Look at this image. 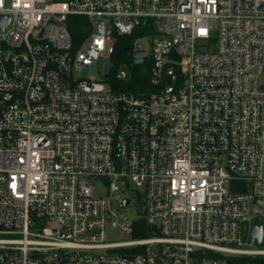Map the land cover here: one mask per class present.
Listing matches in <instances>:
<instances>
[{"label": "built area", "instance_id": "2783aa9c", "mask_svg": "<svg viewBox=\"0 0 264 264\" xmlns=\"http://www.w3.org/2000/svg\"><path fill=\"white\" fill-rule=\"evenodd\" d=\"M73 16L90 25L79 47ZM147 25L132 59L152 61L156 92L75 78ZM126 199L153 235L111 243ZM256 220L264 0H0V264H239L264 258Z\"/></svg>", "mask_w": 264, "mask_h": 264}, {"label": "trees", "instance_id": "16d2710c", "mask_svg": "<svg viewBox=\"0 0 264 264\" xmlns=\"http://www.w3.org/2000/svg\"><path fill=\"white\" fill-rule=\"evenodd\" d=\"M86 21V18L82 16H73L69 19V28L74 40L77 34L80 33L81 24H84ZM150 35H155L154 25L137 27L130 35L120 36L115 34L114 49L111 55L113 66L107 79L113 93L134 94L138 96L149 95L158 90L151 83L152 61L149 60L142 66H136L133 65L132 59L135 42L140 38ZM123 66L128 67L131 71L129 79L118 78V73ZM132 230L134 239L148 238L153 235L152 230L142 219L134 222ZM240 261L239 264H264V258H243Z\"/></svg>", "mask_w": 264, "mask_h": 264}, {"label": "rangeland", "instance_id": "374dc122", "mask_svg": "<svg viewBox=\"0 0 264 264\" xmlns=\"http://www.w3.org/2000/svg\"><path fill=\"white\" fill-rule=\"evenodd\" d=\"M88 27L90 28L88 21H86L84 24H81L80 33L77 34L76 39L74 40L75 47H79L81 45L82 41L86 37L85 31ZM138 45L147 49L149 47V41L145 39L141 40L138 42ZM112 66L111 57L100 58L96 61L92 69H82V71L74 73V76L75 78L89 79L92 75L96 79H100L101 77L108 76L111 73ZM121 73L125 79H129L131 76V71L129 68H122ZM97 185L99 187V192L102 193L103 188L99 183H97ZM119 196L122 199L125 197L132 198L128 192L123 191L119 193ZM143 212L144 207H142V205L135 199H133V203L128 208H121L117 203L115 207L116 215L109 218V222L106 227L108 241L111 243H120L134 240L132 233L124 231L119 224H117V226H114L113 224L117 223L118 220H121L125 225H130L138 221Z\"/></svg>", "mask_w": 264, "mask_h": 264}, {"label": "water", "instance_id": "95a60500", "mask_svg": "<svg viewBox=\"0 0 264 264\" xmlns=\"http://www.w3.org/2000/svg\"><path fill=\"white\" fill-rule=\"evenodd\" d=\"M2 23L5 22L4 18H2ZM5 26V25H2ZM130 204V200L126 199L124 200V202L122 203L121 207L122 208H127ZM263 238H264V230L262 225H260L259 221H255L254 222V227H253V231H252V237L251 240L256 244V245H260L263 242Z\"/></svg>", "mask_w": 264, "mask_h": 264}]
</instances>
